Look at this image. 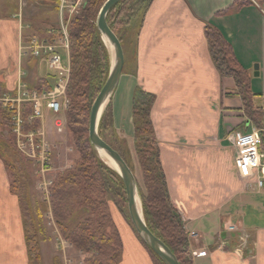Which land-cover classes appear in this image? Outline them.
<instances>
[{
    "label": "crops",
    "instance_id": "1",
    "mask_svg": "<svg viewBox=\"0 0 264 264\" xmlns=\"http://www.w3.org/2000/svg\"><path fill=\"white\" fill-rule=\"evenodd\" d=\"M23 7L21 0H0V11L11 14V20L0 19V91L8 95L24 83L19 75L32 73L30 67L47 69L22 55L32 36L22 26ZM206 26L221 34L248 74L252 111L264 127V0H153L135 50L125 58L129 70L110 98L113 122L131 116L135 90L153 97L150 119L170 203L185 233L195 234L188 239L193 264H264V192L239 175L226 140L231 130L260 127L245 115L232 79L214 67ZM49 75L46 70L33 85L37 79L53 83ZM3 166L0 159V200L11 210L9 226L20 236V260L27 264L18 205ZM111 216L122 242L119 264H152L134 231Z\"/></svg>",
    "mask_w": 264,
    "mask_h": 264
},
{
    "label": "trees",
    "instance_id": "2",
    "mask_svg": "<svg viewBox=\"0 0 264 264\" xmlns=\"http://www.w3.org/2000/svg\"><path fill=\"white\" fill-rule=\"evenodd\" d=\"M105 1L88 0L79 14L71 18L72 20L68 23L70 78L66 89L69 100L66 117L67 128L74 137L75 149L79 157L73 168L54 179L50 188V205L59 235L75 250L90 255L85 259V264H119L122 242L108 208L107 196L121 210L127 205L120 177L100 159L90 145L87 133L91 105L104 85L110 68L109 50L96 26L98 13ZM152 1L121 0L110 9L106 22L121 46H123L127 28L135 26L137 27L136 39L132 43L134 49L131 51L135 50L144 15ZM47 27L50 28L52 25ZM204 36L217 72L221 77L232 79L245 115L260 127L259 113L252 111L249 76L236 61L231 46L211 26L205 27ZM51 88L52 83L37 79L29 90L42 94ZM10 95L12 96L11 93ZM152 103L151 95L138 89L134 91L131 117L134 128V148L142 178L141 186L134 177L143 220L150 232L170 249L179 264H193L188 252L187 235L180 215L170 203L160 164L158 145L150 119ZM104 110L98 125V134L102 140H104L103 128L105 126L106 129L110 128L113 123L110 100ZM12 114V111L0 108V124L6 127ZM32 115L31 104H24L21 114L24 132L39 127L37 119L29 121ZM119 155L125 161L121 153ZM0 159L9 176V192L17 201L27 264H41L40 231L33 212L30 181L25 175L24 164L28 163V160L16 149L11 130L7 140L0 139ZM133 231L136 234L134 229ZM136 236L138 237L137 234ZM139 241L148 253L152 264H163L140 239Z\"/></svg>",
    "mask_w": 264,
    "mask_h": 264
},
{
    "label": "rangeland",
    "instance_id": "3",
    "mask_svg": "<svg viewBox=\"0 0 264 264\" xmlns=\"http://www.w3.org/2000/svg\"><path fill=\"white\" fill-rule=\"evenodd\" d=\"M88 1V0H87ZM14 4V1H11ZM23 2L25 9L23 7L24 19L26 23L23 25L30 32L32 36L35 35H43L44 31L47 29H51L55 27L57 28L58 24V3L59 0H21ZM56 2V4H54ZM9 11L4 12L0 11V19L11 20ZM79 14V13H78ZM11 15V14H10ZM75 13L73 16L75 17ZM70 18V20H72ZM22 19V16H21ZM52 25V27L48 28L47 26ZM132 26V25H131ZM68 27V26H67ZM23 28V27H22ZM127 32L124 36L123 41V55H125L126 60L131 58L132 52L131 50L134 49L132 43L135 42V35L137 27L127 28ZM33 33V34H32ZM42 33V34H41ZM31 36V37H32ZM44 36V35H43ZM31 37L27 39V42L21 46L22 53L24 47L28 45ZM58 43V42H57ZM58 47L60 48V52H62L61 44L58 43ZM23 55V54H22ZM63 63L66 64V59L68 57V61L70 64V43H69V36H68V49L64 52ZM25 56V55H23ZM28 57L31 61V57ZM38 62L41 60L34 59ZM128 61V60H127ZM43 62V61H42ZM27 63V62H26ZM45 64V62H44ZM37 65V66H36ZM39 63L35 64L34 67H30L29 71L32 72L27 73L25 76L24 73L19 75L21 77L20 81L24 82L22 86H26V89H30L34 83V79H36L40 75H45L46 68L45 66H41L42 68H38ZM46 65V64H45ZM124 68V67H123ZM127 68V69H126ZM129 70V67H125V70ZM37 71V72H36ZM28 72V71H27ZM37 74H36V73ZM49 72V71H48ZM40 74V75H39ZM122 74V73H121ZM51 80L54 81L51 74L49 75ZM34 86V85H33ZM25 88H21V90H25ZM17 98V93L15 92L14 95H8L7 93L0 94V108L2 110H9L8 104L11 101ZM13 102V101H12ZM28 103L20 104V118L23 110V105ZM69 108V106H68ZM67 110L62 113L59 119L62 120V117L65 119V128L62 133L58 134L55 129V123L57 121V117L52 115L49 111L43 110V120H39V127L35 130H29V133L33 132V140H37L40 135L37 133H43V138L45 142H48V148L50 150L48 154V166H38L36 162L33 160L30 161L27 157L21 154L28 163H25V175L27 176L28 180L30 181V194H31V202L33 206V212L35 214V218L37 219V223L39 226L40 231V252H41V264H85V259L90 255H85L77 250H75L69 243L61 238L59 232L54 224V218L51 210L50 205V188L51 184L53 183L54 179L59 175L65 172L68 169L74 167V163L78 160V152L75 149L74 137L69 132L67 128ZM44 109V105H43ZM13 112V111H12ZM15 113L9 117L8 125L2 126L0 124V139L7 140L9 136V131L13 129V120ZM104 126V125H103ZM133 122L132 117L128 116L126 120H122L120 124H111L110 128L106 129V126L103 128V139L109 143L114 149L119 151L121 155L124 157L126 163L128 164L129 168L131 169L134 176L137 178L138 184L142 185V178L139 171V164L138 158L135 152V139L133 135ZM15 138V135H14ZM21 139L24 143H27L26 138L24 135L21 136ZM16 147V144H15ZM17 149V147H16ZM29 150V148H28ZM101 159V158H100ZM15 162V161H14ZM37 165H36V164ZM17 166V165H16ZM7 174V173H6ZM8 176V174H7ZM9 179V176H8ZM108 208L110 212L116 215L118 218V222L122 225L127 226L128 228L132 229V225L130 223L128 212H127V205L124 209H120L119 206L117 207L107 196ZM12 217L11 210L5 206L3 200H0V264H22L21 263V239L20 236L17 234L12 233L9 224H11L10 219ZM84 217V216H83ZM79 218V217H77ZM81 218V215H80ZM9 219V222L7 220ZM181 219V217H180ZM133 230V229H132ZM187 235V234H186ZM22 238V236H21ZM189 235H187V243L189 239Z\"/></svg>",
    "mask_w": 264,
    "mask_h": 264
},
{
    "label": "built area",
    "instance_id": "4",
    "mask_svg": "<svg viewBox=\"0 0 264 264\" xmlns=\"http://www.w3.org/2000/svg\"><path fill=\"white\" fill-rule=\"evenodd\" d=\"M87 0H59L58 3V24L57 28L44 31L43 35L32 36L28 45L24 47L23 55L32 59L45 62L47 70L54 79L51 90L38 94L35 90L26 89L25 86L17 85V98L8 104V108L15 115L13 120L12 133L15 135L17 150L34 161L38 166H48V142H45L43 133H37L39 138L33 140V132H23V120L20 118V104L29 103L32 106V119L43 120V110L49 111L57 117L55 129L58 134L65 128V119H59L68 106L69 100L66 96V89L70 78V64L66 59L63 63L64 52L68 49V23L73 13L77 15L86 5ZM61 44L62 52L58 47ZM25 88V90H21ZM13 101V102H12ZM44 105V109H43ZM28 138L24 143L21 136ZM226 140L235 152L234 167L240 176L252 178V188L257 192H264V127L253 128L250 132L231 130L226 135ZM29 148V150H28ZM35 163V164H36ZM36 164V165H37ZM234 231V227H229ZM195 234H189L194 237Z\"/></svg>",
    "mask_w": 264,
    "mask_h": 264
},
{
    "label": "water",
    "instance_id": "5",
    "mask_svg": "<svg viewBox=\"0 0 264 264\" xmlns=\"http://www.w3.org/2000/svg\"><path fill=\"white\" fill-rule=\"evenodd\" d=\"M119 1L121 0H106L96 19L97 29L109 50L110 68L108 77L90 108L87 129L88 139L98 156L102 153L111 161L113 168H110L120 177L124 186L129 220L139 239L163 262V264H179L170 249L147 228L141 212L137 183L131 169L119 153L102 140L98 134L100 118L113 92L118 86L124 65L122 46L106 22L108 12Z\"/></svg>",
    "mask_w": 264,
    "mask_h": 264
},
{
    "label": "bare ground",
    "instance_id": "6",
    "mask_svg": "<svg viewBox=\"0 0 264 264\" xmlns=\"http://www.w3.org/2000/svg\"><path fill=\"white\" fill-rule=\"evenodd\" d=\"M106 108V107H105ZM105 111V110H104ZM99 156H100V158H101V160L107 165V166H109V168L111 167V168H113V164L111 163V161L104 155V154H102V153H100L99 154ZM110 168V169H111Z\"/></svg>",
    "mask_w": 264,
    "mask_h": 264
}]
</instances>
